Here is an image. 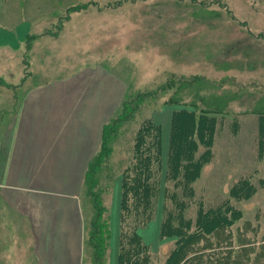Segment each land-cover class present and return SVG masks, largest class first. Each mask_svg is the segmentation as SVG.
I'll return each mask as SVG.
<instances>
[{
  "label": "rangeland",
  "instance_id": "obj_1",
  "mask_svg": "<svg viewBox=\"0 0 264 264\" xmlns=\"http://www.w3.org/2000/svg\"><path fill=\"white\" fill-rule=\"evenodd\" d=\"M22 23L31 33L21 50H0V264H35L36 237L22 213L29 210L24 202L20 213L12 208L1 188L22 98L32 87L94 66L121 79V102L141 96L93 189L105 190L110 227L116 219L117 229V215L120 224L121 172L142 121L154 118L162 127L164 179L171 114L196 110L217 121L210 159L191 184L194 198L185 219L193 226L198 210L216 212L225 203L241 218L193 240L177 264H264V0H0V24ZM205 150L200 146L197 158ZM242 180L255 193L236 200L231 191ZM181 193L164 180L152 205L153 221L139 230L146 244L156 243L150 246L154 264H164L175 237L155 238L152 225L157 222L160 230ZM82 198L86 232L94 209L88 194ZM83 264H89V254Z\"/></svg>",
  "mask_w": 264,
  "mask_h": 264
},
{
  "label": "crops",
  "instance_id": "obj_2",
  "mask_svg": "<svg viewBox=\"0 0 264 264\" xmlns=\"http://www.w3.org/2000/svg\"><path fill=\"white\" fill-rule=\"evenodd\" d=\"M30 33L23 23L13 28L0 24V50L20 51ZM124 91L118 76L94 66L32 87L23 96L1 188L12 208L20 213L24 202L29 210L22 213L36 237L35 264H82L83 179ZM115 223L111 219L108 264H117L118 215L117 229ZM152 231L159 238L157 222Z\"/></svg>",
  "mask_w": 264,
  "mask_h": 264
},
{
  "label": "trees",
  "instance_id": "obj_3",
  "mask_svg": "<svg viewBox=\"0 0 264 264\" xmlns=\"http://www.w3.org/2000/svg\"><path fill=\"white\" fill-rule=\"evenodd\" d=\"M146 95L151 97L150 94ZM140 97L135 100L125 99L120 103L113 117L103 126L100 148L88 164L82 184L80 206L83 209L82 193L88 194L92 199L94 214L90 227L87 226L84 232L82 264L86 262L87 254L89 264H107L109 260L110 219L109 216L107 218L108 212L103 205L101 193L105 190L96 193L93 189L98 183L97 174L101 164L112 154L119 130L123 123L132 118ZM216 121L212 115L197 113L196 110L187 108L172 112L164 179L159 176L163 162L162 127L154 118L142 121L132 140L129 164L121 172L117 264H154L155 254L144 242L139 230L153 221L152 205L164 180L165 183L173 182L182 190V199L178 198V202L173 204L175 211L164 215L160 222V240L175 237L174 248L168 253L164 264H177L181 252L193 240L202 235H210L219 228L229 227L241 218L238 209L225 203L219 206L216 212L211 209L207 212L198 210L193 226L191 221L185 219V211L194 198L191 184L199 177L204 163L210 159ZM112 137L114 140H111ZM200 146L207 150L197 158L196 153ZM164 193L167 195V189H164ZM254 193L255 188L242 180L231 191V197L246 200ZM174 196L176 195L172 193L170 197ZM192 227L194 231L191 230Z\"/></svg>",
  "mask_w": 264,
  "mask_h": 264
}]
</instances>
